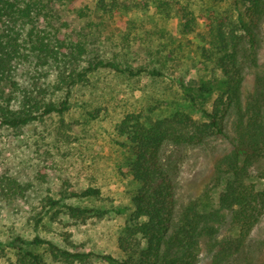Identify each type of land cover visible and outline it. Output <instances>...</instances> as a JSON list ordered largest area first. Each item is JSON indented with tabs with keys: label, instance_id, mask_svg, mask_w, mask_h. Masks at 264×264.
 Segmentation results:
<instances>
[{
	"label": "rangeland",
	"instance_id": "1",
	"mask_svg": "<svg viewBox=\"0 0 264 264\" xmlns=\"http://www.w3.org/2000/svg\"><path fill=\"white\" fill-rule=\"evenodd\" d=\"M95 2L54 0L53 3L58 19L68 26L62 31L76 40L82 39L85 53L79 59L80 66L98 58L133 68L143 66L159 71L162 76L144 73L128 77L109 69H98L89 74L86 82L73 88L70 109L63 115H51L19 129L0 125V264L16 262L20 252L9 245L15 237L30 242L36 235L63 249L111 255L120 260L123 255L117 240L129 224L133 185L124 172L128 157L116 144V140H120L118 124L128 114L149 125L177 111H185V98L176 81L182 79L187 85L197 87L214 72L217 74L213 65L205 63L201 57L206 30L200 16L210 10L224 12L232 8V0H191L188 9L194 14L195 25L187 30L179 27L174 10L170 15L158 13L152 1L144 13H119L112 18L101 17ZM77 9L86 16H77ZM256 31L255 53L261 63L264 23ZM245 48L239 57L242 66L240 107L254 88L253 75L248 68L250 51ZM16 73L20 84L45 89L46 100L61 97L62 93L53 95L47 87L55 78L54 66L41 67L29 62L19 66ZM215 98L214 92L200 103L210 110ZM193 116L204 121L199 114ZM235 116L236 110L231 108L224 121L225 137L213 135L197 145L166 143L162 147L161 160L171 174L175 190L171 229L190 201H199L208 207L215 204L218 188L214 187V165L231 149ZM87 187L99 189V195L63 200L90 210L84 221L70 218L63 210L47 214L41 209L39 202L44 197L57 199L64 190L76 192ZM118 209L124 211L117 213ZM39 214L42 220L35 225L34 219ZM25 248L39 254L44 264H66L53 260L44 245ZM208 260L209 256L202 252L195 264H208ZM261 262H264V215L229 264ZM90 264L108 263L92 257Z\"/></svg>",
	"mask_w": 264,
	"mask_h": 264
},
{
	"label": "trees",
	"instance_id": "2",
	"mask_svg": "<svg viewBox=\"0 0 264 264\" xmlns=\"http://www.w3.org/2000/svg\"><path fill=\"white\" fill-rule=\"evenodd\" d=\"M130 1L96 0L95 9L101 17L112 18L119 13H144L152 1L158 13L170 15L174 10L183 30L195 25L194 14L188 9L191 0ZM53 3L54 0H0L1 126L19 129L51 115H63L70 109L73 88L86 82L89 74L98 69L128 77L144 73L162 76L159 71L143 66L133 68L98 58L80 66L85 46L82 39L76 40L62 31L68 26L58 19ZM77 16L86 14L77 9ZM200 18L206 30L201 57L213 65L217 74L214 72L197 87L187 85L182 79L176 81L185 98V111H177L149 125L128 114L117 127L120 140L116 144L128 157L124 172L133 185L129 224L117 240L123 257L119 260L111 255L70 251L36 235L30 242L20 237L9 242L20 252L14 264H44L39 254L25 248L27 245H44L53 260L66 264H90L92 257L108 264H195L202 252L209 256L208 264H229L241 251L264 215V60L258 63L255 53V32L264 23V0H232V8L224 12L210 10ZM39 24L44 27L39 28ZM245 47L250 51L248 68L254 88L240 107L239 57ZM29 62L41 67L54 66L55 78L47 87L53 95L62 93L60 98L46 100L45 89H31L19 83L17 68ZM214 92L216 98L210 110L204 109L200 101ZM231 108L236 110L234 138L230 141L231 149L214 165V187L218 188L215 204L208 207L199 201H190L171 229L175 190L171 174L161 160L162 147L166 143L197 145L213 135L225 137L224 121ZM195 114L204 121L195 119ZM99 193L93 187L76 192L64 190L60 198L48 196L39 203L47 214L63 210L70 218L84 221L90 210L63 200L95 197ZM123 211L118 209L117 213ZM34 220L38 225L42 215Z\"/></svg>",
	"mask_w": 264,
	"mask_h": 264
}]
</instances>
